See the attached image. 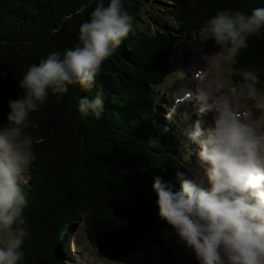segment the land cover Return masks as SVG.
Masks as SVG:
<instances>
[{
  "label": "trees",
  "instance_id": "trees-1",
  "mask_svg": "<svg viewBox=\"0 0 264 264\" xmlns=\"http://www.w3.org/2000/svg\"><path fill=\"white\" fill-rule=\"evenodd\" d=\"M109 2L104 0L105 6ZM155 2L171 3L182 37L202 31L217 10L250 14L264 8V0H122V5L135 23L151 15L150 8L159 10ZM95 3L0 0V128L7 123L8 102L23 96L19 81L28 68L52 52L74 47L79 27L90 18ZM85 4L86 10L77 14ZM132 32L104 61L92 89L75 84L63 95L50 93L46 103L30 114L32 126L27 131L40 143L33 144L31 182L22 186L28 200L24 216L29 236L20 264H66L50 244L60 246L68 227L80 218L90 246L109 261L129 258L172 228L159 217L153 183L159 177L178 191L177 163L184 154L178 135L162 121L151 89L167 80L182 37L171 38L166 32L143 40ZM234 67L257 70L258 87L264 88V29L249 38ZM235 80L240 83L242 78L235 74ZM96 95L103 102L101 118L82 116L80 98L92 100Z\"/></svg>",
  "mask_w": 264,
  "mask_h": 264
},
{
  "label": "clouds",
  "instance_id": "clouds-1",
  "mask_svg": "<svg viewBox=\"0 0 264 264\" xmlns=\"http://www.w3.org/2000/svg\"><path fill=\"white\" fill-rule=\"evenodd\" d=\"M131 20L122 0H110L107 6L96 0L90 18L79 27L78 43L32 64L19 81L23 96L8 102L7 123L0 128V264H20L29 236L24 216L28 200L21 184L36 160L33 144L40 143L27 131L30 114L50 93L63 95L75 84L92 89L104 61L132 30ZM262 29L264 8L250 14L220 9L202 26L206 39L226 49L233 62ZM236 74L242 80L230 96L219 94V88L197 91L200 111L212 114L209 126L201 130L198 123H187L184 113L181 134L198 146L202 176L193 180L177 173L178 191L159 177L153 183L159 217L200 264H264V88L258 87L257 70L240 68ZM78 109L97 119L104 111L100 95L81 97Z\"/></svg>",
  "mask_w": 264,
  "mask_h": 264
},
{
  "label": "rangeland",
  "instance_id": "rangeland-1",
  "mask_svg": "<svg viewBox=\"0 0 264 264\" xmlns=\"http://www.w3.org/2000/svg\"><path fill=\"white\" fill-rule=\"evenodd\" d=\"M153 6L156 8L158 6L157 9L159 10L157 11L154 10V8H150L149 12L152 13L151 15L146 18L141 16L135 23L131 22L132 35H134V37L137 36V39L143 40L150 37L156 39L159 36L161 37L162 34L167 33H169L168 35H170L171 38L182 37L183 35H181L178 30V21H176L177 19L172 15L175 9L171 6V3L166 2V6H164L163 3L155 2ZM160 7H164V9L160 10ZM158 21H160V23H158ZM203 41L215 44L213 40L206 39V34L199 29L189 32L187 37L180 40L177 45L176 53L171 61L172 66L175 68L171 71L169 78L160 89H156V87H152L151 89L152 93L154 89H156L155 94L160 100L161 106L159 110L162 121L164 123L167 122L179 135V143L180 146L183 147L182 149L186 156L185 161L184 156H182L183 160H179L177 163L179 172L183 174L184 178L193 180L202 176V170L198 164V146L188 141L187 138L181 134L182 128L186 126L184 113H187L189 116L187 123L192 125L198 123L201 130L204 129L202 126L203 123L206 128L209 126V122L212 119H201L204 115L198 112L200 108L194 98L186 100L185 105L187 104L189 106H182L184 103H176V100L183 97L186 92L193 93L192 90H195L196 82H202V80L206 78V75L200 80H198L197 77L195 78V74L200 73L199 70H203L207 74L206 85L209 88L215 90L219 87H225L224 91H219V93H225V95L230 96L231 89L237 87L234 79L235 71L233 68V60L229 58L227 50L215 46L206 47ZM220 55L222 57H220ZM194 79H196V81H194ZM227 83H231L232 87L226 86ZM192 108H196V110ZM208 115L206 116L208 117ZM198 120L200 121L198 122ZM180 153L182 155V152ZM31 172L32 171L29 170L25 176L31 174ZM177 177L176 180L179 181ZM27 178L31 179V177H24L25 180H27ZM29 181L31 182V180H28V182ZM24 184L26 183H22L21 187ZM82 222H84L83 219H76V221L71 224V227H68L69 230L66 239H61L60 246L52 243L50 244L51 248L58 250L59 254L61 253V260H65L66 264L67 262L69 264H189L188 260H181L183 256L181 257L180 255H183V252L186 253L187 249L184 248V242L178 238L173 228L166 230V237L161 236L157 239H153L130 258L120 259L124 261L118 260L112 262L102 258L95 249L90 247L86 239L85 230L81 227ZM76 248L79 252L75 251Z\"/></svg>",
  "mask_w": 264,
  "mask_h": 264
},
{
  "label": "bare ground",
  "instance_id": "bare-ground-1",
  "mask_svg": "<svg viewBox=\"0 0 264 264\" xmlns=\"http://www.w3.org/2000/svg\"><path fill=\"white\" fill-rule=\"evenodd\" d=\"M193 67H194V65H193ZM200 71V73H196V76H195V78L197 77L198 78V80H200V79H202L203 77H204V75H206V78H207V74L203 71V70H199ZM206 78L205 79H203L202 80V82H196V84H195V88H197V90H199V89H209V87L206 85ZM194 81H196V79H194ZM194 99H195V101L198 103V106H199V108H201V104H200V102L196 99V96L194 97ZM183 106V105H182ZM184 106H189V105H184ZM193 110H196V108H192ZM198 111V110H197ZM199 113H201V114H203L204 115V117L203 118H201V119H203V120H205L206 118L208 119V120H211L212 119V114L211 113H202L200 110L198 111ZM209 114V115H208ZM206 115H208V117L206 116ZM200 119V120H201ZM200 120H198V122L200 121ZM212 122V120L209 122V124ZM203 127H204V123H203V125H202ZM181 148H183V147H181ZM183 246V245H182ZM181 246V247H182ZM179 248H180V246H179ZM182 249H184V248H182ZM76 252H79L78 250H77V248H76V250H75ZM184 254L183 255H180L181 257L183 256L184 257V255H186L187 257H188V263L189 264H200V262L196 259V257H195V254H194V252L191 250V249H187V252L185 253V252H183ZM183 257H182V259L181 260H185V259H183Z\"/></svg>",
  "mask_w": 264,
  "mask_h": 264
}]
</instances>
